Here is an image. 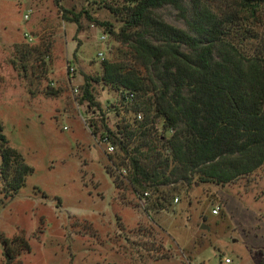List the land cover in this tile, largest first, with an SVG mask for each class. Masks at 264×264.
Returning <instances> with one entry per match:
<instances>
[{
	"label": "rangeland",
	"instance_id": "obj_1",
	"mask_svg": "<svg viewBox=\"0 0 264 264\" xmlns=\"http://www.w3.org/2000/svg\"><path fill=\"white\" fill-rule=\"evenodd\" d=\"M96 8L91 0H0V131L33 170L13 196L0 179V264L2 241L16 236L30 250L11 264H264V169L224 187L177 184L171 204L150 214L151 199L116 189L91 121L97 131L118 123L117 94L93 82L100 108L87 109L81 87L98 77L99 52L112 61L130 54L89 19L117 26ZM66 13L80 14L78 22ZM159 13L187 29L172 6Z\"/></svg>",
	"mask_w": 264,
	"mask_h": 264
},
{
	"label": "trees",
	"instance_id": "obj_2",
	"mask_svg": "<svg viewBox=\"0 0 264 264\" xmlns=\"http://www.w3.org/2000/svg\"><path fill=\"white\" fill-rule=\"evenodd\" d=\"M91 2L117 26L89 19L130 54L103 59L98 77L81 87L87 109L100 108L93 82L117 94L118 123L97 131L91 121L94 137L114 145L115 173L106 169L116 189L128 187L139 201L149 193L150 214L171 204L177 184L224 187L264 169V0ZM166 6L183 14L187 29L164 20ZM67 13L78 22L80 14ZM0 159L3 190L13 196L33 170L1 131ZM2 244L7 264L30 250L22 236Z\"/></svg>",
	"mask_w": 264,
	"mask_h": 264
},
{
	"label": "built area",
	"instance_id": "obj_3",
	"mask_svg": "<svg viewBox=\"0 0 264 264\" xmlns=\"http://www.w3.org/2000/svg\"><path fill=\"white\" fill-rule=\"evenodd\" d=\"M31 12H32V9L31 8H29L28 9V12L26 13V14H24V19H29V15L31 14ZM25 37H27L28 38V40H31V37L28 35V34H25ZM101 40H105V35H102L101 36ZM98 57L101 59V60H103L104 59V55H103V53L102 52H99L98 53ZM69 71H70V73H74L75 72V67L74 66H72L71 64H70V66H69ZM75 92H78V90L75 88ZM137 118L138 119H141L142 118V116H141V114H138L137 115ZM170 132H172V130H170ZM99 144L100 145H104V146H106L105 147V150L107 151V153H113L114 152V145L110 142V139L108 138V137H104L103 139H101L100 140V142H99ZM123 174H126V171L125 170H122L121 171ZM149 196V193H145L143 196H142V198H141V202H144V204L146 203V198ZM178 200H179V198L178 197H175V202L177 203L178 202ZM219 210H220V208L219 207H215L213 210H212V214H218L219 213ZM231 263V261H230V259L229 258H225L224 259V264H230Z\"/></svg>",
	"mask_w": 264,
	"mask_h": 264
},
{
	"label": "water",
	"instance_id": "obj_4",
	"mask_svg": "<svg viewBox=\"0 0 264 264\" xmlns=\"http://www.w3.org/2000/svg\"><path fill=\"white\" fill-rule=\"evenodd\" d=\"M204 227V226H203Z\"/></svg>",
	"mask_w": 264,
	"mask_h": 264
}]
</instances>
